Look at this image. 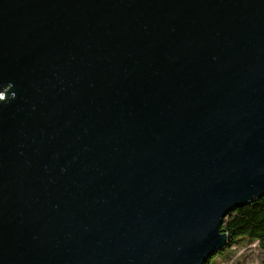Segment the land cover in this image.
Masks as SVG:
<instances>
[{
  "label": "water",
  "instance_id": "obj_1",
  "mask_svg": "<svg viewBox=\"0 0 264 264\" xmlns=\"http://www.w3.org/2000/svg\"><path fill=\"white\" fill-rule=\"evenodd\" d=\"M264 194V0H0V264H205Z\"/></svg>",
  "mask_w": 264,
  "mask_h": 264
},
{
  "label": "trees",
  "instance_id": "obj_2",
  "mask_svg": "<svg viewBox=\"0 0 264 264\" xmlns=\"http://www.w3.org/2000/svg\"><path fill=\"white\" fill-rule=\"evenodd\" d=\"M221 228L227 233L229 241L205 264H223L220 259L230 258L233 244L239 242H256L264 251V194L249 204L231 210L223 219Z\"/></svg>",
  "mask_w": 264,
  "mask_h": 264
},
{
  "label": "rangeland",
  "instance_id": "obj_3",
  "mask_svg": "<svg viewBox=\"0 0 264 264\" xmlns=\"http://www.w3.org/2000/svg\"><path fill=\"white\" fill-rule=\"evenodd\" d=\"M231 257L220 261L223 264H264V251L256 242H239L233 244L230 251Z\"/></svg>",
  "mask_w": 264,
  "mask_h": 264
}]
</instances>
